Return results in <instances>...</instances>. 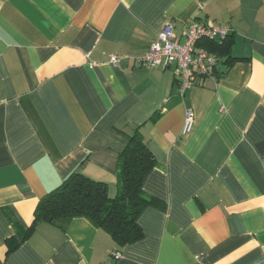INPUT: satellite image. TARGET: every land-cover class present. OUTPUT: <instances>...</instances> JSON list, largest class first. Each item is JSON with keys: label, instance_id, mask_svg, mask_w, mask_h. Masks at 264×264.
<instances>
[{"label": "crops", "instance_id": "1", "mask_svg": "<svg viewBox=\"0 0 264 264\" xmlns=\"http://www.w3.org/2000/svg\"><path fill=\"white\" fill-rule=\"evenodd\" d=\"M166 22L180 42L226 25L232 63L181 96L173 66L138 64ZM135 128L155 160L141 240L82 217L24 238L74 172L113 197ZM0 264H264V0H0Z\"/></svg>", "mask_w": 264, "mask_h": 264}, {"label": "trees", "instance_id": "2", "mask_svg": "<svg viewBox=\"0 0 264 264\" xmlns=\"http://www.w3.org/2000/svg\"><path fill=\"white\" fill-rule=\"evenodd\" d=\"M231 45L232 38L229 36L220 43L206 40L199 43V46L224 64L233 61L230 56ZM221 74L219 70L218 77ZM154 166L155 160L139 129L135 128L118 154L115 168L116 192L113 197L108 195L105 183L74 172L37 202L32 224L24 238L34 231L38 223L60 226L72 218L82 217L109 235L119 247L141 240L143 232L137 219L146 207L155 202L143 192L142 185ZM13 248L9 247L8 251Z\"/></svg>", "mask_w": 264, "mask_h": 264}, {"label": "built area", "instance_id": "3", "mask_svg": "<svg viewBox=\"0 0 264 264\" xmlns=\"http://www.w3.org/2000/svg\"><path fill=\"white\" fill-rule=\"evenodd\" d=\"M230 31L226 25L192 22L186 27L180 42L173 34L171 22H166L154 43L138 60V64L146 68L173 66L179 93L184 96L201 79L217 78L219 74L218 59L199 46V43L205 40L220 43ZM110 63L117 65V58L111 57ZM193 122V112L188 110L185 114L184 132L191 130ZM113 258L120 260L121 255L115 253Z\"/></svg>", "mask_w": 264, "mask_h": 264}]
</instances>
